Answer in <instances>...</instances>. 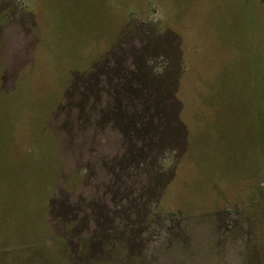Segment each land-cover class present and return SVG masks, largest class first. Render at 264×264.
I'll use <instances>...</instances> for the list:
<instances>
[{"label": "rangeland", "instance_id": "1", "mask_svg": "<svg viewBox=\"0 0 264 264\" xmlns=\"http://www.w3.org/2000/svg\"><path fill=\"white\" fill-rule=\"evenodd\" d=\"M0 264H264V0H0Z\"/></svg>", "mask_w": 264, "mask_h": 264}]
</instances>
